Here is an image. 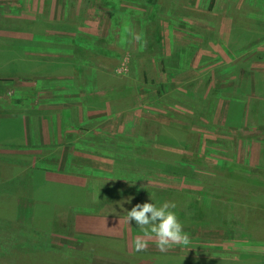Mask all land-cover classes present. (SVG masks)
I'll list each match as a JSON object with an SVG mask.
<instances>
[{
	"label": "rangeland",
	"instance_id": "374dc122",
	"mask_svg": "<svg viewBox=\"0 0 264 264\" xmlns=\"http://www.w3.org/2000/svg\"><path fill=\"white\" fill-rule=\"evenodd\" d=\"M50 2L39 14L45 20L20 22L11 14H25L22 5L0 4V26L19 25L36 41L0 37V102L19 112L0 116V174L10 177L0 184V264H64L94 253V264H201L194 256L264 264V219L251 227L237 210L203 219L198 206L213 199L196 191L215 189L216 169L264 182V0H214L211 8L210 0ZM13 44L30 61L15 79ZM29 128L32 153L19 156L11 146ZM49 172L89 196L79 206L50 205L53 216L42 221L57 231L33 216L34 186ZM164 201L175 202L190 243L133 251L142 233L125 223L126 212ZM94 226L99 235L82 233ZM92 236L115 242L101 247Z\"/></svg>",
	"mask_w": 264,
	"mask_h": 264
},
{
	"label": "trees",
	"instance_id": "16d2710c",
	"mask_svg": "<svg viewBox=\"0 0 264 264\" xmlns=\"http://www.w3.org/2000/svg\"><path fill=\"white\" fill-rule=\"evenodd\" d=\"M214 0H210L209 8L212 7ZM233 23H235L233 21ZM174 132H177L176 129H174ZM182 137V135H180ZM164 142H170L173 143L174 141H169L167 138L164 137ZM177 143V142H176ZM157 150H160L157 148ZM149 162H156L158 166H163L161 162L151 160ZM206 175H203L205 178ZM214 179V188L213 190H210L203 186L199 188L197 193H201L203 195H207V193H210L212 195V202H209V206L206 207L205 204H202V206H198V215L202 216L203 219H212L216 221H220V219H225L226 215L233 213L236 214L235 211L237 210L238 214L241 218H244L245 223L246 219L249 222L248 225L251 227H255L257 224L255 222V219L258 218V221H261L264 219V182L256 185L255 180L250 179L247 175L237 173L234 171H228L223 169H216L213 172V175H209ZM46 177L42 175L40 179L37 181L39 184H36L34 186L35 195L36 198V205H35V219L39 220L42 224L41 227L44 226L46 229H51L54 231H57V229H54L53 227H50V225L53 223V221H49L45 223L42 221L45 215L47 218H49V214L52 215V211L55 208L54 206H50L55 203H66V204H74L76 206L80 205V202L82 199H88L89 196L86 191V187L81 185H75L71 184V182L67 179L64 180V177H57L52 176L49 179H45ZM38 186V188H37ZM227 187L228 189H240L241 187L244 190V193H241L242 190L238 191L237 194H228L223 192V188ZM168 192L160 193L161 197L164 198L165 195H167ZM242 194V196H240ZM101 196V195H100ZM46 199H49L48 202H46ZM54 205V204H53ZM49 211V213H48ZM197 214V212H196ZM53 216V215H52ZM237 216V215H236ZM44 223V224H43ZM47 224H49L47 226ZM257 227V226H256ZM91 243H97L96 245H100L101 247H104L106 245H109L112 242H115V240H109L107 238L103 237H94L89 240ZM103 242H106L104 244ZM87 247V246H86ZM93 250H101V248H95L92 247ZM91 249V250H92ZM90 250V251H91ZM92 250V251H93ZM82 251V250H81ZM106 254L107 252L103 250ZM100 253H103L101 251H98ZM149 256V255H145ZM153 256V257H151ZM157 255H150L152 263H154V257ZM63 258L64 261L70 259V258ZM193 257V256H192ZM194 258H201L199 261H201V264H220V260H213V257H200V256H194ZM73 259V258H72ZM69 261H66V264ZM203 262V263H202ZM70 264H80L79 260H74V262H71ZM234 264V263H233ZM237 264H248L246 258L243 259H237Z\"/></svg>",
	"mask_w": 264,
	"mask_h": 264
},
{
	"label": "crops",
	"instance_id": "0c3cea01",
	"mask_svg": "<svg viewBox=\"0 0 264 264\" xmlns=\"http://www.w3.org/2000/svg\"><path fill=\"white\" fill-rule=\"evenodd\" d=\"M50 1L51 0H0V4L5 5L4 8H6V10H12L11 7H14L15 9H17V5H22L23 6V10H21V12L25 11V14H19V15H16V16H14V14H11V16H12V18H11L10 17V13H12V11L11 12H7L6 11L8 13L7 15L11 18V20H18L20 22L21 20H19V18H27L28 20H39L38 19L39 16H40V20H45L46 18H44L43 16L46 17V14L44 13L43 16L39 15V14H41L43 12V10L45 8V5H47V6H48V4L50 5V3H51ZM4 8H3V10H4ZM18 11L20 12V10H18ZM21 31L22 30H21V28H19V25H17L16 27L9 26L7 28L6 27L4 28V27L0 26V37H2L4 35L5 36L4 38L10 39V40H13V41H17V42L22 41V40H28L27 43L33 42L30 45H32V44L35 45L36 41L34 39H32L31 37H28L27 35L23 34ZM13 48H16V47H14V44L9 49H13ZM15 50H18V52L13 54V57L11 58L12 61H10V62H15V60H17V64H18V68L19 69H11L12 70L11 71L12 72V79H15V73L14 72L17 71L16 73H18L20 71V68H23L24 70H27L28 72H29V69H30V67H28L30 65V63H28V62H30V61L29 60H22V58H21L22 49L20 50V47H17ZM6 63H9V62H6ZM0 74H2V75L5 74V70L3 68H0ZM0 78H1V75H0ZM5 80H6V78H5ZM12 82H14V81H12ZM3 83L4 82L1 81L0 82V86L4 87ZM13 86H15V83H13ZM3 90L4 89L2 88V90L0 91V97H2ZM0 100H3V99L0 98ZM2 104L3 103L0 102V110H4V108H2ZM17 113L19 114V112H14L13 114L6 113V111L4 110L3 112L0 111V116L12 117V120H14L16 118L14 116L17 115ZM27 116H29L28 113H25L23 115V120H22L23 125H24V122H25V119H26ZM1 136L2 135L0 134V137ZM23 136L24 137L19 142H17L15 145H12L11 147H13L14 151L16 150L18 152L19 156H25V155L30 156V152L32 153L31 148L33 147V142L31 143V139L35 138V140H36L37 137H36L35 133L32 131L31 128H29V131L26 129L25 132L23 133ZM0 150H1V148H0ZM35 159H36V157L33 158L32 162L36 161ZM29 160H31V158H29ZM35 166H36V164H34V168H35ZM45 174H48V173H45ZM49 174H50L51 177L53 176V174L51 175L50 172H49ZM5 176H6V174H3V175L0 174V178H3L2 183L0 182L1 185H3L6 181L10 180V177L5 178ZM57 177H61V176H57ZM45 179H47V178H45ZM67 179L68 178H65L64 180H67ZM33 216H35V210L33 211ZM69 228L70 229L72 228L73 232L74 231H78V230H76V228L72 227L71 225L68 227V230H69ZM96 228L97 227L94 226V231L83 230L82 233H90V234L99 235L100 233L95 230ZM92 230H93V228H92ZM60 232L63 233L62 231H60ZM56 233H58V232H56ZM72 237H76V233ZM83 241L81 240V241L76 242V244L78 246L76 249L81 248L80 246L83 244ZM66 258H70V257H66ZM96 258H97V255H95V253H94V254H92L91 257L90 256H85V255L74 256L73 259L70 258V259H68L66 261L74 262V260L76 259V260H79L80 264H94L95 262H97L95 260ZM61 260H63V259H61ZM66 261H63V263L66 264ZM69 262H67V264H70ZM109 263L111 264V262H109Z\"/></svg>",
	"mask_w": 264,
	"mask_h": 264
},
{
	"label": "clouds",
	"instance_id": "9594fccd",
	"mask_svg": "<svg viewBox=\"0 0 264 264\" xmlns=\"http://www.w3.org/2000/svg\"><path fill=\"white\" fill-rule=\"evenodd\" d=\"M175 207L173 201H164L158 206L144 202L135 204L126 212L125 223L135 221L142 233L133 239V251H146L149 243L155 244L161 252L190 243L189 236L183 231V225L173 211Z\"/></svg>",
	"mask_w": 264,
	"mask_h": 264
}]
</instances>
